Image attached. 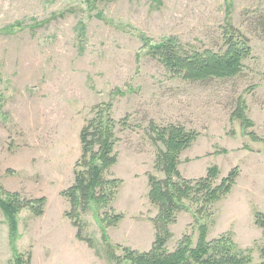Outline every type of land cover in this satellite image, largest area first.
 Returning a JSON list of instances; mask_svg holds the SVG:
<instances>
[{"label": "rangeland", "instance_id": "1", "mask_svg": "<svg viewBox=\"0 0 264 264\" xmlns=\"http://www.w3.org/2000/svg\"><path fill=\"white\" fill-rule=\"evenodd\" d=\"M85 1L0 0V182L47 199L42 215L21 210L14 232L0 208V264L28 252L32 264H116L103 243L105 209L91 203L81 215L91 247L77 237L62 195L74 182L80 131L103 104L120 122L117 163L107 172L122 180L112 207L123 218L106 228L112 244L121 245L117 253L152 247L159 208L149 197V177L166 176L156 164L164 146L155 144L150 124L175 123L198 133L179 153L182 178L200 179L216 168L219 184L236 167L239 173L199 221L192 213L198 206L183 199L191 208L176 213L166 248L174 251L184 236L195 246L206 225L207 240L230 232L260 262L264 238L255 212L264 211V0H97L94 8ZM229 24L251 49L232 79H174L144 45L145 38L155 44L177 37L219 50ZM239 97L252 126L232 118Z\"/></svg>", "mask_w": 264, "mask_h": 264}, {"label": "trees", "instance_id": "2", "mask_svg": "<svg viewBox=\"0 0 264 264\" xmlns=\"http://www.w3.org/2000/svg\"><path fill=\"white\" fill-rule=\"evenodd\" d=\"M96 1L85 2L94 8ZM143 40L150 54L164 64L172 78L191 82L237 77L244 68V59L251 53L248 39L231 24L224 31L223 46L219 50L199 49L183 44L177 37H168L155 44L149 38ZM232 118L240 120L245 127L252 126L242 97L237 100ZM118 124L120 122L111 116L110 104H103L94 108L92 116L85 121L80 131L81 156L74 166V182L62 191L71 205L66 216L77 227V237L91 247L94 246L93 239L84 235L85 223L81 215L88 211L91 203H95L99 209H105L101 220L102 238L108 257L116 264H264V245L260 248L262 260L254 262L252 249L239 247L230 232L207 240L206 225L200 226V238L195 246H192L189 236H184L174 251L166 248V242L172 237L170 225L176 222V213L191 208L184 205L183 199H189L192 205L198 206L192 213L196 221H199L208 211L209 205L230 192L239 173L236 167L219 184H216L219 175L216 168H210L207 176L200 179L182 178L177 170L179 153L196 139L198 133L175 123L162 127L154 122L150 124L152 132L157 136L155 144L161 143L164 146L157 152L156 164L166 176L149 177V197L159 208L158 215L152 219L156 229L152 247L142 252L124 247L123 255H119L117 249L121 245H113L106 233L108 226H116L123 218L112 207L122 180L107 175L117 163L114 149L119 141L116 131ZM46 202L45 197L29 198L19 192L9 191L0 182V208L8 216L12 232L16 230V215L21 210L28 209L39 216L44 213ZM255 223L262 229L264 238V211L255 212ZM13 264H32L31 253H18Z\"/></svg>", "mask_w": 264, "mask_h": 264}]
</instances>
